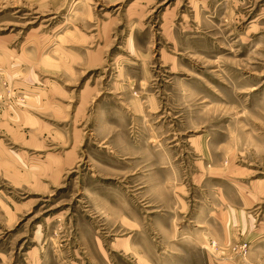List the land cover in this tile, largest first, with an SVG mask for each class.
Segmentation results:
<instances>
[{
	"label": "rangeland",
	"instance_id": "374dc122",
	"mask_svg": "<svg viewBox=\"0 0 264 264\" xmlns=\"http://www.w3.org/2000/svg\"><path fill=\"white\" fill-rule=\"evenodd\" d=\"M244 243L264 254V0H0V264Z\"/></svg>",
	"mask_w": 264,
	"mask_h": 264
},
{
	"label": "crops",
	"instance_id": "0c3cea01",
	"mask_svg": "<svg viewBox=\"0 0 264 264\" xmlns=\"http://www.w3.org/2000/svg\"><path fill=\"white\" fill-rule=\"evenodd\" d=\"M233 235H236V233H234ZM217 236L213 235L212 238H216ZM234 239V237H229L227 235H224V242L227 239L231 240ZM249 240V233L247 235L246 238H239V241L241 240ZM214 241V240H213ZM251 246L252 243H251ZM250 246V251L248 250V253L245 257H242L239 252H235L236 255H233L232 257H226V258H222V259H215L214 261H212L210 264H264V254H259V250L258 249H251L252 247Z\"/></svg>",
	"mask_w": 264,
	"mask_h": 264
},
{
	"label": "built area",
	"instance_id": "2783aa9c",
	"mask_svg": "<svg viewBox=\"0 0 264 264\" xmlns=\"http://www.w3.org/2000/svg\"><path fill=\"white\" fill-rule=\"evenodd\" d=\"M240 251H241L242 254H246L247 251H248V245L246 243L242 244L240 246Z\"/></svg>",
	"mask_w": 264,
	"mask_h": 264
}]
</instances>
